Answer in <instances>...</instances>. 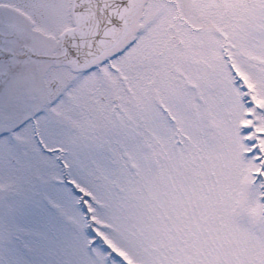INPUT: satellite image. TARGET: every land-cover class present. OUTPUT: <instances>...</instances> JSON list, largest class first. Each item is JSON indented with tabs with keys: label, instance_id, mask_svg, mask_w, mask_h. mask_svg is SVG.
<instances>
[{
	"label": "snow or ice",
	"instance_id": "obj_1",
	"mask_svg": "<svg viewBox=\"0 0 264 264\" xmlns=\"http://www.w3.org/2000/svg\"><path fill=\"white\" fill-rule=\"evenodd\" d=\"M0 264H264V0H0Z\"/></svg>",
	"mask_w": 264,
	"mask_h": 264
}]
</instances>
